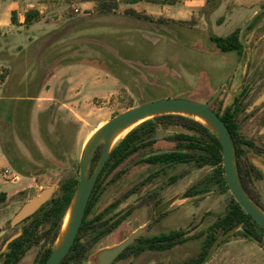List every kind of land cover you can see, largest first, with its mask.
<instances>
[{
  "label": "rangeland",
  "instance_id": "rangeland-1",
  "mask_svg": "<svg viewBox=\"0 0 264 264\" xmlns=\"http://www.w3.org/2000/svg\"><path fill=\"white\" fill-rule=\"evenodd\" d=\"M11 1L0 0V4L5 6ZM188 1L181 0L174 6L166 7L145 1L136 5L138 10L156 18H167V22L147 21L129 15L126 13L127 4L123 2L119 9L109 14L96 12L93 4L83 6V0L51 2L52 9L48 14L52 22L61 29L64 24L68 27L56 42V58L37 60L29 55V58L18 60V65L26 63L28 66L27 73L24 69L21 71L24 72L21 81L25 84L22 95L30 94V87H34L37 61L42 70L52 69L70 58L81 61V64L65 66L59 70L60 73L51 84H41L43 88L38 94L40 99L33 101L29 108L27 127L24 126L25 121L18 125L14 120L8 130L9 140L17 146L15 156H24L35 168L26 165L29 175H23L11 165L7 156V166H4V159H0V212L3 213L0 227H10V222L24 204L45 188L56 186L57 191L66 178L79 176L84 146L98 127L117 114L161 98L180 97L205 103L218 90L221 92L217 102H213L215 107L220 102L224 107L233 106L237 102L245 88L243 78L249 58L253 57L250 65L252 69L264 67V12L256 18L253 29L244 33L245 45L251 48L243 55L220 51L211 41L210 35L227 36L235 29L243 28L264 7V0L256 1L253 7L244 8L234 3V0H216L211 5L207 0H195V3ZM76 8L80 11L76 12ZM192 18L195 20L191 23H181L182 20L189 21ZM38 32L37 27L33 26L19 34V42L11 39L14 50H20L17 47L19 44L30 45L32 38H38ZM43 77L41 74V79ZM43 112H46L45 135L41 128ZM260 128L261 124L249 125L246 118L242 119L241 131L245 137L258 139ZM58 129L65 145L58 150L59 156H56L52 144L58 141ZM173 129L179 128L162 130L158 143L133 155L124 164L123 175L116 177L117 181H109L113 175L106 179V192L101 206L119 194H125L132 185L138 186V198L135 200V195L123 202L124 210L132 202L131 215L125 220L120 233L106 238L98 246L113 244L149 223L143 237L173 229L189 231L202 222L203 229H206L225 213L230 201L229 193L211 192L203 197H182L190 186L211 171L210 167L196 169L179 165L169 168L165 176L147 181L146 178L156 167L141 160L157 149L172 148L174 143L163 137ZM1 136L3 139L7 137L4 126L1 127ZM46 137L51 143L47 142ZM2 146L0 142V150L4 153ZM249 154L264 161V157L259 158L256 153ZM181 172L184 173L183 178L168 184L169 176ZM13 173L18 174L17 179L7 176ZM45 175L47 180L43 185ZM246 183L264 210V172H253L246 177ZM153 191H158L159 195L151 200L146 196ZM176 195L180 196L168 209V213L156 221L154 218L158 199L167 200ZM16 231L17 228L10 229L8 236ZM203 244L204 237L196 234L169 252H145L137 260L140 264H190L200 258ZM36 250L25 258L23 264L31 263ZM207 264H264V240L260 243L241 234L232 235L217 247Z\"/></svg>",
  "mask_w": 264,
  "mask_h": 264
},
{
  "label": "trees",
  "instance_id": "trees-1",
  "mask_svg": "<svg viewBox=\"0 0 264 264\" xmlns=\"http://www.w3.org/2000/svg\"><path fill=\"white\" fill-rule=\"evenodd\" d=\"M95 10L100 14H109L120 8L121 3L128 5L136 4L142 1L150 2L154 4H176L178 0H94ZM208 4L215 3L216 0H207ZM126 13L140 19L147 21H160L167 22V18L148 14L145 11H139L132 6L126 8ZM42 15L38 9L33 8L26 12L24 24L31 26L34 23L40 21ZM195 20L186 21L182 20L181 23H191ZM176 21V20H172ZM256 19L249 27L252 28ZM12 22L15 25H19L18 15L16 11L12 12ZM242 28H237L227 36H219L211 34L210 39L216 47L224 52H237L239 55L244 54V44L241 40ZM49 61L53 58H44ZM52 62V61H51ZM66 63H81V61H74L72 58L65 62L58 64V67ZM46 70H42L41 65L38 63V75L35 79L34 87H30L32 90L30 94L22 95L25 84H21V88H15L24 72L11 75V69H5L1 74V80L7 81L6 88L3 93L6 96L5 100L0 103V142L3 144L2 150L4 154L9 158L11 165L23 175H29L26 172L25 166L30 165L35 168L34 164L27 161L24 156H15V149H17L16 143L9 140L8 130H10L14 120L18 125L25 121V128L29 124V108L33 105V101L38 97L39 91L42 90L41 84L46 82L49 76L46 75ZM41 74L44 75L41 79ZM9 79L7 80V77ZM40 76V80H39ZM38 87V89H36ZM34 88V89H33ZM243 111V108L223 107V103L220 102L217 113L225 121L228 126L233 139L234 151L236 156V162L239 170V174L242 183L251 197V199L262 209L259 202L252 196L246 183V172L241 168L239 159L241 158L243 151L239 149V142L242 139L240 133V124L238 122L239 114ZM42 113L41 128L45 135L46 126L44 122V115ZM118 115V114H117ZM5 127L7 131L6 139L1 136V127ZM172 127L179 129H173L169 134L163 138L166 141L172 142L173 147L169 149H157L155 152H151L144 156L141 162L150 164L156 169L149 176L150 180L156 179L163 175L166 166L174 168L179 165H187L196 169H202L204 167H210L211 171L202 177L199 181L190 186L183 194V197H203L204 195L211 192H218L220 194L229 193L230 201L225 213L219 216L211 225L206 229H202L197 235L204 237V246L202 254L197 262L203 260L210 247L216 241V239L229 229L234 226L241 224V228L236 231L233 235H243L244 237L253 239L257 242L262 243L264 240V227L257 223L252 216L247 213L242 206L236 201L227 182L224 168V156L223 146L220 142L217 134L205 123L197 120L193 117L178 114V113H167L154 116L149 118L135 128H133L123 139H121L113 152L110 155L109 160L103 170L104 172L113 171L118 165L125 162L133 155L140 152L142 149L153 146L160 140L159 133L162 130H169ZM26 131V130H25ZM58 141L52 144L55 150L56 156H59V149L63 148L65 143L61 131L58 129L56 132ZM48 143L51 141L46 137ZM8 141V142H7ZM6 144L4 145V143ZM103 145H101L92 160V167L98 163ZM102 173V174H103ZM102 176V175H101ZM100 176V178H101ZM184 177V173L174 174L169 176V184H174L178 180ZM79 184V176H70L66 178L60 185V188L53 194L52 198L46 202L35 214L30 216L26 221L29 222L26 227V233L14 242H26L31 241L32 238H37L38 242L43 241L44 244L49 245L48 253L51 252L52 247L55 245L63 228L64 220L68 214V211L74 200L77 188ZM96 192V191H95ZM196 226V225H195ZM194 226V227H195ZM183 231H172L168 236L174 237L182 234ZM186 241V240H184ZM227 241V239L225 240ZM153 243L156 239L152 240ZM224 242V241H223ZM172 241L171 246L174 245Z\"/></svg>",
  "mask_w": 264,
  "mask_h": 264
},
{
  "label": "flooded vegetation",
  "instance_id": "flooded-vegetation-1",
  "mask_svg": "<svg viewBox=\"0 0 264 264\" xmlns=\"http://www.w3.org/2000/svg\"><path fill=\"white\" fill-rule=\"evenodd\" d=\"M254 25L252 26V28L249 29V27L251 26L250 25L246 30L253 29ZM250 48L251 46H247L244 44V52ZM252 59L253 57L249 58L247 71L244 74V78H243L244 87H245L244 91L241 93V96L237 98V102L233 106H230L233 108H243V111L239 114V117H238V122L240 124V133L242 137V139L239 142V149L243 151V154L241 158L239 159V164L241 168L246 172L247 177L251 176L253 172H256V174L261 173L262 171L264 172V170L258 168L254 164V161H253L255 158L256 160H258L264 165V161L260 158V157H264V131H263L264 100L259 105H256L254 108H251V106L254 104L257 98L264 92V67H255L252 69V67H250V65L252 64ZM217 92H219L217 95L218 97L221 90H218ZM217 97L215 98L216 102H217ZM218 106L215 107L212 103V108L216 112H217ZM243 118H246L248 120L249 125H252L254 123L255 125L261 124V128L259 132L257 133V136L259 135L258 139L253 138V137H245L242 134L241 125H242ZM251 152L256 153L260 159H258L257 156L251 155L252 157H254L252 160V157L249 154ZM128 160L118 165L113 171L109 173L107 172L103 173V170L106 165L102 169L96 181V184L93 188L89 202L87 204L85 215L83 217V221L81 223L79 231L75 237V240L70 250L65 255V257L62 259L60 264H95L92 258L96 255L98 251L121 243L122 241L127 239L134 231L140 228V227L136 228L129 235H127L126 237L122 238L121 240L113 244L98 246L106 238L116 233L117 234L120 233L125 220L131 215L132 213L131 208L133 205L132 202L130 203V206H128L126 210L123 209V206H122L123 202L125 200L126 201L130 200L135 195H136L135 200H137L138 198L137 197L138 186L136 187L132 185L131 188L128 189L125 194L121 193L117 197L113 198V200L101 206V201L106 192V188L104 187L106 179L113 175L109 181H117L116 177H121L123 175V171H124L123 166ZM96 165L93 168L92 163H91L90 174L93 173ZM168 170H169V167L166 166L163 176H165L168 173ZM149 176L148 178H146L147 181H150ZM79 179H80V163H79ZM168 184H169V177H168ZM163 189H164V186H163ZM158 195H159L158 191H153V192H149V194H147L146 197L152 200ZM183 198H186V197H183ZM167 200H160V198L158 199L157 205L155 208V218H154L156 221H159V219H161L164 215L168 213L169 208L165 212L161 213L159 216H156L157 208L163 202ZM135 202L137 203V201ZM2 216H3V213L0 212V218ZM28 218H26L25 220H23L22 222L16 225H13L12 223L13 220H12L10 222V227H6V226L0 227V234H1L0 235V264H23L25 258L34 249H37V250L30 264H46L47 263L48 259L50 258L54 250V247L59 237L55 245L52 247V250L48 254L46 259H45V256L48 253L49 245L44 244L43 241L38 242V236L37 238H34V239L32 238L31 241L16 242V243L14 242L16 239L20 238L26 233V229H27L26 227L28 226V223H29L26 220ZM149 224L145 226H141V227H145V230L142 232V234L133 243H131L118 257H116V259H114V261L111 264H140L137 259L141 257L145 252H155L159 254L169 252L174 247L178 245H182L185 242L184 240L187 239V238H183L182 236L199 225L197 224L195 227H193L189 231H183L182 229H175V230L173 229L169 231H162L152 236L143 237V234L148 229ZM13 228H17L16 233L11 236H8L10 229H13ZM172 231H183V233L180 235H176L174 237L168 236L169 233ZM19 232H21V234L17 238H15L11 242H8L13 236L18 234ZM153 239H156L155 243L152 242ZM172 241H174L175 243H173L174 245L171 246ZM130 257L131 259H129ZM197 261L198 260L196 259L193 263H190V264H198L199 262ZM167 263L168 262L166 263L163 262L162 264H167ZM143 264H151V262H144Z\"/></svg>",
  "mask_w": 264,
  "mask_h": 264
},
{
  "label": "water",
  "instance_id": "water-1",
  "mask_svg": "<svg viewBox=\"0 0 264 264\" xmlns=\"http://www.w3.org/2000/svg\"><path fill=\"white\" fill-rule=\"evenodd\" d=\"M264 12V7L256 12L247 24L241 30V40L243 44L244 33L246 29L254 22V20ZM219 92L208 102H200L194 99L188 98H161L155 99L149 102H146L142 105L130 108L107 121L103 126L96 130L90 140L84 146L80 157V179L78 188L72 202L70 209L73 207V216L70 227L63 239V242L58 246L54 247V250L48 259L46 264H60L62 259L70 250L75 237L79 231L83 217L85 215L86 207L89 202L90 196L92 194L93 188L96 184V181L106 165L107 161L110 158L111 153L115 146L112 147V140L118 131L127 127L128 125L139 121L140 119L145 120L152 118L157 115L167 114V113H178L184 115H199L204 117L207 122H203L208 125L218 136L220 142L223 146V156H224V168L227 182L230 188V192L236 199V201L242 206V208L249 213L252 218L264 227V210H262L249 196L247 193L237 166L236 156L234 151L232 134L226 125L225 121L221 116L212 108V103L217 97ZM264 100V92L257 98L251 108H254L256 105H259ZM188 116V115H187ZM143 120V121H145ZM142 121V122H143ZM141 122V123H142ZM140 124V123H139ZM264 131V127H263ZM103 145L102 154L100 159L93 171L90 174V167L93 160V157L97 149ZM254 164L264 170V165L258 160L254 159ZM47 180V175L42 180L44 185ZM56 191V186H49L45 188L41 193L33 196L29 201H27L21 210L17 213L13 219V225H16L26 218L33 215L38 211L46 202H48L53 194ZM180 195H176L169 200L163 202L156 210V216H159L161 213L165 212L170 208L173 203L179 198ZM69 209V210H70ZM69 212V211H68ZM204 227V222L199 224L196 228L185 233L182 237L188 238L198 234ZM241 228V224L234 226L225 233L221 234L213 245L210 247L209 251L205 255L202 261L198 264H207L211 258L214 256V253L217 247L230 236H232L236 231ZM145 230V227H140L134 231L127 239L121 243L104 248L96 253L92 258L95 264H111L116 257H118L131 243H133ZM21 232L13 236L8 242L13 241L17 238ZM1 235V234H0ZM60 237V236H59ZM57 244V243H56Z\"/></svg>",
  "mask_w": 264,
  "mask_h": 264
},
{
  "label": "crops",
  "instance_id": "crops-1",
  "mask_svg": "<svg viewBox=\"0 0 264 264\" xmlns=\"http://www.w3.org/2000/svg\"><path fill=\"white\" fill-rule=\"evenodd\" d=\"M52 1L54 0H13L5 6L0 4V75L3 73L4 69H11V75L15 74V72H17V74L21 73L23 69H24V72L27 73V70H28L27 64L25 63L22 65H18L17 62L18 60L20 61L22 58H29V55L33 58H36L37 60L38 58L44 59L48 57L49 58L57 57L58 48L56 46L57 45L56 42L60 34L64 33L63 31L66 27H68V25L64 24L61 29V28L56 27L54 22H52L48 14V11L52 9V6L50 5ZM180 1L181 0H178L176 4H178ZM256 1H260V0H234V3L236 4L239 3L238 5L240 6L242 5V7L244 8V7H253V4ZM82 3L84 4L83 6H86V7L89 4H93L92 7L95 8V1L91 2L90 0H83ZM139 3L132 4V5L127 4V7L132 6L136 8V5ZM147 3L151 5H158V6L161 5V4H154L150 2H147ZM188 3H195V0H189ZM176 4H173V5L166 4L162 6L164 7H166L167 5L174 6ZM33 8H36L39 10V12L42 15V19L34 23L31 26H26L24 24L25 14L28 10L33 9ZM13 11L17 12L19 25H15L12 22V12ZM255 11H257V9ZM171 17H174V16H171ZM33 26H36L37 30L40 32V34L38 35V38L31 39L32 40L30 44L31 46L30 45L21 46V44H19L17 47H19L20 50L15 51L14 46L12 45L10 40L11 39L17 40V37L19 36V34H21L23 31H28ZM72 64H81V63H66L62 65L61 67L57 68V65H56L54 68L52 69L50 68L46 70L45 73L49 77L48 79H46L45 84L46 85L51 84L52 80L58 75V73H60L59 71L60 69L64 68L65 66L72 65ZM18 66H21V67H18ZM15 68L17 69L14 70ZM37 68H38V61H37ZM36 75H38V70H37ZM8 79H9V76L7 77V80ZM6 82L7 81H2L0 78V103L2 102V100L6 99V96H4V93H3L4 89L7 86ZM22 83L24 82L22 81L19 82V84H17L15 88H21ZM36 89H38V87H36ZM38 99L40 98L39 97L35 98V100L37 101ZM1 158L4 159L5 161L4 166H7L8 159L6 155L0 150V159Z\"/></svg>",
  "mask_w": 264,
  "mask_h": 264
},
{
  "label": "bare ground",
  "instance_id": "bare-ground-1",
  "mask_svg": "<svg viewBox=\"0 0 264 264\" xmlns=\"http://www.w3.org/2000/svg\"><path fill=\"white\" fill-rule=\"evenodd\" d=\"M194 117L202 122H207V120L202 117V116H199V115H194ZM147 118V117H146ZM146 118L144 119H140L139 121L137 122H134L130 125H128L127 127L121 129L120 131L117 132V134L114 136L113 140H112V147L115 146L121 139H123L129 132L130 130H132L133 128H135L139 123H141L143 120H145ZM103 126V125H101ZM100 126V127H101ZM99 127V128H100ZM98 129V128H97ZM96 129V130H97ZM96 132V131H95ZM94 132V133H95ZM93 133V134H94ZM93 136V135H92ZM91 136V137H92ZM90 140V139H89ZM72 216H73V207L69 210L67 216H66V219H65V222H64V226H63V229H62V232L60 234V237L57 241V244H56V247H58L62 242H63V239L70 227V224H71V221H72Z\"/></svg>",
  "mask_w": 264,
  "mask_h": 264
},
{
  "label": "built area",
  "instance_id": "built-area-1",
  "mask_svg": "<svg viewBox=\"0 0 264 264\" xmlns=\"http://www.w3.org/2000/svg\"><path fill=\"white\" fill-rule=\"evenodd\" d=\"M75 11H76V12H79L80 10H79L78 8H76ZM6 173H9V170H6ZM7 176H10V177L13 176V178H15V179L18 178V174H15V173L10 174V175H7Z\"/></svg>",
  "mask_w": 264,
  "mask_h": 264
}]
</instances>
